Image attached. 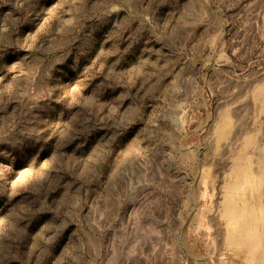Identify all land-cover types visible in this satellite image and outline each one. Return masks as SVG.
Masks as SVG:
<instances>
[{
	"label": "rangeland",
	"instance_id": "rangeland-1",
	"mask_svg": "<svg viewBox=\"0 0 264 264\" xmlns=\"http://www.w3.org/2000/svg\"><path fill=\"white\" fill-rule=\"evenodd\" d=\"M0 264H264V0H0Z\"/></svg>",
	"mask_w": 264,
	"mask_h": 264
},
{
	"label": "bare ground",
	"instance_id": "bare-ground-1",
	"mask_svg": "<svg viewBox=\"0 0 264 264\" xmlns=\"http://www.w3.org/2000/svg\"><path fill=\"white\" fill-rule=\"evenodd\" d=\"M234 260H235L236 262H241V260H242L241 255L237 254V255L235 256Z\"/></svg>",
	"mask_w": 264,
	"mask_h": 264
}]
</instances>
